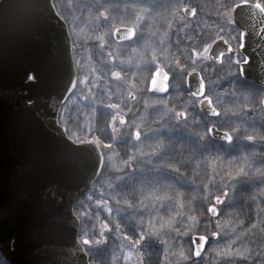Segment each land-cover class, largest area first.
I'll list each match as a JSON object with an SVG mask.
<instances>
[{
  "label": "rangeland",
  "instance_id": "rangeland-1",
  "mask_svg": "<svg viewBox=\"0 0 264 264\" xmlns=\"http://www.w3.org/2000/svg\"><path fill=\"white\" fill-rule=\"evenodd\" d=\"M119 1L128 7L132 0ZM236 1L190 0L201 11L228 7V2L231 7ZM54 2L73 38L78 72L76 89L62 106L60 123L72 140L100 143L95 134L98 112L109 110L112 116V143H100L101 175L77 204L84 229L81 240H92L86 244L89 251L104 252L106 264H264L262 132L248 133L258 139L254 147L243 150L244 157L229 155L210 143L205 130L178 119L171 101L178 104L179 90L153 99L138 89L136 79L126 80L128 90H110V81L102 82L96 62L99 43L105 38L98 29L114 22L116 14L109 9L122 5L116 0ZM138 8L135 21L144 24L151 8L145 4ZM196 23L187 20L185 27ZM230 91L215 93L221 108L217 123L230 121L235 113ZM130 93L135 94L134 100ZM123 115L127 123L121 122ZM132 128L140 133L137 141ZM217 198L223 199L222 204L215 203ZM213 204L219 210L217 217L208 211ZM196 234L209 238L199 259L193 257ZM0 264H8L1 252Z\"/></svg>",
  "mask_w": 264,
  "mask_h": 264
},
{
  "label": "water",
  "instance_id": "water-1",
  "mask_svg": "<svg viewBox=\"0 0 264 264\" xmlns=\"http://www.w3.org/2000/svg\"><path fill=\"white\" fill-rule=\"evenodd\" d=\"M234 21L243 33L242 74L264 87V10L242 2ZM130 32L117 29L115 36ZM72 49L53 0H0V251L10 264H91L74 207L101 175L104 155L97 141L75 142L59 123L77 85ZM152 82L151 92H167ZM200 107L217 113L208 99ZM209 133L229 141L216 127ZM208 211L219 215L215 204ZM208 242L192 237L195 259Z\"/></svg>",
  "mask_w": 264,
  "mask_h": 264
},
{
  "label": "flooded vegetation",
  "instance_id": "flooded-vegetation-1",
  "mask_svg": "<svg viewBox=\"0 0 264 264\" xmlns=\"http://www.w3.org/2000/svg\"><path fill=\"white\" fill-rule=\"evenodd\" d=\"M130 2L131 6L125 7L124 1L121 3L116 0V3L123 6L109 9L116 14V22L103 23L98 29L99 35L105 37L99 43V56L96 60L101 66L102 82L105 80L108 84L111 80L107 85L110 90H128L126 80L132 79L134 82L136 79L138 89L146 90V94L153 99L165 98L179 90L178 104L171 101L172 109L178 111V119L182 122L191 121L205 130L210 143L226 149L227 154L232 152L233 155L244 157L243 150L254 147L258 139L248 133H264V118H261L264 116V87L246 79L242 74L246 57L241 50L243 33L234 21V10L242 2L259 4L264 10V0H238L234 6L230 7L228 2V7H210L205 11H201L190 0ZM143 4L150 6V15L144 24H140L141 21L137 24L135 20L141 9L138 6ZM187 10L191 13L188 14ZM187 20H197V23L186 29ZM107 27L111 29L104 33ZM122 28L131 30L132 36L126 38L128 34L125 33L117 39L115 31ZM218 41L221 44L213 48ZM153 80H156L155 88H164L167 92H151ZM191 90L203 92L196 96ZM217 90H231L233 96L235 109L231 111L235 113L225 123L222 119L220 123L215 121L221 114L215 94ZM237 94L241 95L240 98ZM129 98L134 100L135 94L130 93ZM204 99H208L219 114L209 115L201 110L200 105ZM259 111L262 112L260 116ZM121 117V122L127 123V117ZM211 127L230 134L234 139L231 142L214 139L209 133ZM130 130L134 131L135 138L139 131L133 128ZM262 134L259 137H263ZM245 137L249 138L248 141Z\"/></svg>",
  "mask_w": 264,
  "mask_h": 264
},
{
  "label": "trees",
  "instance_id": "trees-1",
  "mask_svg": "<svg viewBox=\"0 0 264 264\" xmlns=\"http://www.w3.org/2000/svg\"><path fill=\"white\" fill-rule=\"evenodd\" d=\"M110 114H111V111L100 109L97 115L98 117L96 120L95 134L98 136L100 143L103 145L112 143V136H111L112 134L110 131V123H111L112 116H110ZM83 199L84 197L81 200ZM77 204L75 206V213L78 214ZM82 226H83V223H82ZM83 234H84V229L81 227L80 237H82ZM86 251L89 254V259H90L91 264H106L107 256L104 252L98 251L97 253H91L89 251L88 246L86 247Z\"/></svg>",
  "mask_w": 264,
  "mask_h": 264
},
{
  "label": "snow or ice",
  "instance_id": "snow-or-ice-1",
  "mask_svg": "<svg viewBox=\"0 0 264 264\" xmlns=\"http://www.w3.org/2000/svg\"><path fill=\"white\" fill-rule=\"evenodd\" d=\"M217 114H219V113H217ZM139 135H140V133L137 132V133H136L137 138L139 137ZM227 139L229 140V142H231V141L234 139V137L231 136V135L229 134V135L227 136ZM103 239L106 240V237H103ZM100 242H101V240L98 239V240H97V243H100ZM83 243H85V244H90V243H92V240H90V239H88V238L85 237V238L83 239Z\"/></svg>",
  "mask_w": 264,
  "mask_h": 264
}]
</instances>
